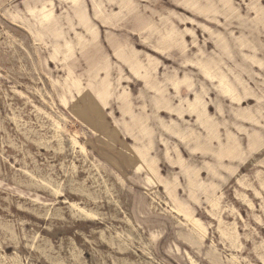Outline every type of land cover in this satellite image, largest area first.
<instances>
[{"label":"rangeland","instance_id":"374dc122","mask_svg":"<svg viewBox=\"0 0 264 264\" xmlns=\"http://www.w3.org/2000/svg\"><path fill=\"white\" fill-rule=\"evenodd\" d=\"M0 264H264V0H0Z\"/></svg>","mask_w":264,"mask_h":264},{"label":"bare ground","instance_id":"6f19581e","mask_svg":"<svg viewBox=\"0 0 264 264\" xmlns=\"http://www.w3.org/2000/svg\"><path fill=\"white\" fill-rule=\"evenodd\" d=\"M75 144V143H74ZM76 146V145H75ZM81 152H83V150L81 151Z\"/></svg>","mask_w":264,"mask_h":264}]
</instances>
